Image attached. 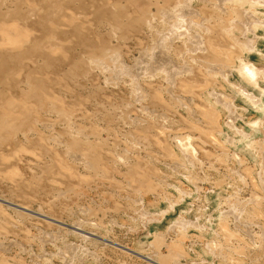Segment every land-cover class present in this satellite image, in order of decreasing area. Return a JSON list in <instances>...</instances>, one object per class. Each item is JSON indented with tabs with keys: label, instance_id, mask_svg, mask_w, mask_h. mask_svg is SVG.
<instances>
[{
	"label": "rangeland",
	"instance_id": "1",
	"mask_svg": "<svg viewBox=\"0 0 264 264\" xmlns=\"http://www.w3.org/2000/svg\"><path fill=\"white\" fill-rule=\"evenodd\" d=\"M178 14L192 20L190 34L161 48ZM10 20L18 31H0V264H174L181 254L187 264H258L263 0H0V25ZM245 39L258 43L248 53L258 88L238 70ZM150 65L179 74L168 84V72ZM213 93L232 106L212 112ZM172 134L187 135L200 162L189 164L187 149L189 168L178 166ZM221 136L240 140L238 151L253 145L256 164L239 165ZM218 182L222 210L240 201L254 217H225L221 227L202 220L222 245L204 259L191 223ZM176 187L195 193L187 206L169 201Z\"/></svg>",
	"mask_w": 264,
	"mask_h": 264
},
{
	"label": "bare ground",
	"instance_id": "2",
	"mask_svg": "<svg viewBox=\"0 0 264 264\" xmlns=\"http://www.w3.org/2000/svg\"><path fill=\"white\" fill-rule=\"evenodd\" d=\"M225 1L227 2V0H224V2ZM228 1L230 2L232 0H228ZM20 16H21L19 18L20 20L26 19V16L25 15H23V16L20 15ZM177 17H178V19H176V24H173L171 26V28L169 30L170 33L168 34V36L167 37H160L159 46L161 48L164 47V42H166V38H168V42H171L172 40H170V38H172V36H176V38H182V36H184V34H190L189 32H190V26H192V24H191L192 20H190V18H188V17H187L188 20H186V17L184 15H182V14H178ZM8 22H9V24L2 23V25H0V31L2 32V34L4 33V31L9 30V29H11L13 31H18V30H16L17 25H16V23L14 21H11L10 20ZM184 27H186V28H184ZM180 32H184V34H180ZM248 32H250V30H248ZM26 36H28V35H26ZM19 37H20V34L15 35V38L13 39V42H18ZM257 44L258 43H257V41L255 42V39L254 40H252V39H245L244 40V44H242V49H241V56H244V57L243 58H240L238 60L239 61V68H238V70L244 76V78L248 82V84L254 85V88H256V86L258 88V82L256 81V79L259 77V75H261V70H260V68L257 65H255L253 62H251L248 59L249 58L248 53L249 52L256 51L257 50ZM245 58L247 60H245ZM150 68H152L151 65L149 67L145 68V70H147L148 72H150ZM166 68H167L166 65L165 66L164 65H160V68H152V70L157 71V72H164L166 74V72H168V70H166ZM124 71L125 70L123 69L122 70V73ZM170 72H172V71H170ZM170 72H168V74H166V79L168 80V84L173 83L172 82V78H174V76L176 74H179V70H175L174 72H172V76H170ZM131 77L134 80L137 79L136 78V75H135V77L134 76H131ZM239 90H240V88H239ZM240 91L249 100H252V102H254L253 105L258 106V104H260V102H258V100H260V98H254V96H252V94L245 92L244 89L243 90H240ZM140 92H141V90H140ZM262 92H264V90H262ZM136 96H137V99H139L138 96H140V94H137ZM213 97L215 99L214 102H211L209 100L207 102L209 103V105L211 107V110L214 113L217 112L219 114V111H220V108L219 107H221L220 105H222L224 108H227V109L229 108V106H232L231 105V101H232L231 99H233V97H231L229 99V98L222 97V96H220V95H218L216 93H213ZM176 103L179 106H181V104H183V102H181L180 100L177 101ZM229 125H231V126H229L231 129H234L237 133H239L244 138H248V136L250 135V134H247V133L243 132L241 129H238L235 125L233 126V122L232 121L229 122ZM221 134H226V133H225L224 130H222L221 131ZM186 136L187 135H185V136L182 137L180 135H173L172 134L171 138L173 139V141L175 143V148H173L171 150H173L174 156H176V158H178V160H179L178 166H181V168L184 167L185 169L186 168L188 169L189 167H186L187 164L184 165V163L186 161V158L188 157L187 154H186V150L187 149L189 150L190 157L192 159V161L189 160V164H192V162H194L195 160H197V161L200 162V160L197 158V155H195L196 154V151L193 152L194 151L193 147H190L189 144H187V148L184 146V141L186 140V138H185ZM219 141L222 142V145L223 144L226 145V146L228 145L227 147H229L230 150L233 149L232 150L233 160L239 162V165H247L251 161H253V163L256 164L254 158L251 155V152H253V150L255 149V147L253 145L244 144L243 149L240 148V150L238 151V149H236V147H238L240 145V144L238 145V142L240 140L235 139V138H230V139H228L226 141L225 138L223 136H221ZM261 152H262V150H261ZM240 155H243V156H240ZM181 170H183V169H181ZM186 171H188V170H185L184 172L186 173ZM188 173H189V171H188ZM188 173L187 174H183L182 176H184V178L187 180L188 183L190 182V184H192V182L190 181L191 180V176H190V174L188 175ZM256 173L259 175V177H258L259 178V181L261 182V184L264 185V173H263V171L260 170V171H258ZM181 174H182V172H181ZM234 174H235V172H234ZM237 175H239V174H237ZM239 176L241 177V175H239ZM241 179H242V177H241ZM235 181L233 179V182H235ZM219 182H220V180H219ZM218 183H216V185L213 186L211 190H208V191L204 192V194H203V200H204V203H203L204 205L203 206L204 207H203L202 210H205L204 215H203V212L200 211L202 213L201 216L200 215L197 216L192 223H191L190 220H186L185 222H182V230H184V228H186V226H188V224H190V223L192 224V226H194V224H196L195 225L196 228L199 229V231L201 230L202 236L201 235H198L197 237L199 239H201V242H202L203 248L200 251V255L204 259H206V256H210V255L215 254V252H217L216 250H218L219 246H222V245L219 244V242H218L217 239H215V240H209L207 238L208 237V234L207 233H209V231L211 229H208V225H206V226L205 225H202L203 223L210 224V220H211L212 221V224L214 222V225H218V226L221 227L223 222L224 223L226 221L228 222V220H225V217H226V218H229V219L230 218L233 219L235 222H238V220H239L240 224H243V223H241V221L249 219L248 220V223H247V225H248V224H250L249 221L250 220L252 221V219L254 217L253 216L254 214L252 215V214H248L247 213L246 208H245V205H244L245 203L243 204L240 201L239 202L237 201V203L230 204L228 206V209L227 210H222V203L225 202V198H226L224 196L225 195L224 194L225 193L224 192L225 190H223L222 187H219L220 186V183L219 184ZM193 184H194V186L197 189V192H195V193H200V188L197 186V183L196 182H193ZM175 189L177 191V193L175 195H173L175 197V201L170 200V199H169V201L172 204L179 203L182 207L183 206H187L190 203V201H191V197H193V195L195 193L193 194L192 191L188 192L187 189H182V188H179V187H176ZM235 189H236V187H235ZM255 200L257 201L258 199H255ZM257 204H258V202H257ZM221 210H222L223 213H221ZM202 220H203V223H202ZM236 227H237V225H236ZM214 233H215V236L217 238H219L220 233L217 232V230L214 231ZM221 234H222V231H221ZM134 242L136 244H138L137 247L135 246L136 249L139 248L140 251H141V249L143 250L142 243H141L142 241H140L139 239L135 238L134 239ZM220 248H222V247H220ZM218 251H220V250H218ZM179 253H181V252H179ZM184 255H186V254L183 253V256ZM180 256L178 258H175V260L173 259L175 261V263L176 264H187L186 263L187 260L184 261V262L181 261L180 260L181 259ZM171 257H172V255H171ZM186 257L188 258V255H186ZM186 257L184 256V257H182V259L185 260ZM205 261H207V260H204V262ZM159 262H161V263L163 262L164 263L165 262V258L161 256L159 258Z\"/></svg>",
	"mask_w": 264,
	"mask_h": 264
},
{
	"label": "crops",
	"instance_id": "3",
	"mask_svg": "<svg viewBox=\"0 0 264 264\" xmlns=\"http://www.w3.org/2000/svg\"><path fill=\"white\" fill-rule=\"evenodd\" d=\"M253 254H256L258 256L261 255V257L259 258V262L258 264H264V251H256V252H252ZM248 260V259H247ZM249 262V260H248ZM248 264V263H247Z\"/></svg>",
	"mask_w": 264,
	"mask_h": 264
}]
</instances>
